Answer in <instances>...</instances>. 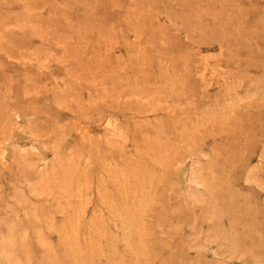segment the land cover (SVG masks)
I'll use <instances>...</instances> for the list:
<instances>
[{"label":"rangeland","instance_id":"rangeland-1","mask_svg":"<svg viewBox=\"0 0 264 264\" xmlns=\"http://www.w3.org/2000/svg\"><path fill=\"white\" fill-rule=\"evenodd\" d=\"M0 264H264V0H0Z\"/></svg>","mask_w":264,"mask_h":264}]
</instances>
